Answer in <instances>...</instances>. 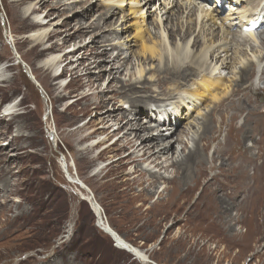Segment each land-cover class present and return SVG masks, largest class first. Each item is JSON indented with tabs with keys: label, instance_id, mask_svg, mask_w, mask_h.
Segmentation results:
<instances>
[{
	"label": "rangeland",
	"instance_id": "1",
	"mask_svg": "<svg viewBox=\"0 0 264 264\" xmlns=\"http://www.w3.org/2000/svg\"><path fill=\"white\" fill-rule=\"evenodd\" d=\"M96 1L99 0H91ZM163 1L153 0L154 6L150 11L145 8V23L154 29L167 24L165 10L161 13L159 10L163 8ZM257 1V5L245 3L244 8L245 11H252L251 20L254 22L260 20L257 10L264 5V1ZM214 3L215 0H210L208 7ZM83 4V1L77 4L76 9L79 7L82 10ZM56 5L59 6L57 0H24L21 3L17 0H0V66L7 70L6 79L0 82V188H3L0 203L3 201L4 204H0V264H264V226L255 219L237 225V229L244 233L251 232V229L255 231L249 233L248 240L233 245H229L220 235L207 234L202 230L186 236L183 228H191L192 225L185 224L181 219L168 220L163 225L157 222L158 219H151L147 208L158 200L164 186L158 185V193L149 198L146 193L140 194L142 187L134 186L133 190L134 176L129 175L131 166H124L119 161L129 151H111L107 147L108 143L114 142L116 138L105 140V134H93L95 128L103 123L101 117L107 108L112 110L113 106L122 105L125 111L130 108V103L112 99L107 108L95 109L90 101L93 89L87 86V78L83 75L85 71L75 74L72 65L64 70V66L71 61V53L87 45L82 51L76 52L75 58L82 56L80 53L88 54L89 59H85L81 69L92 63L91 74H99L100 67H95V61L104 56L101 52L105 50V43L113 44L114 41L93 43L98 36L99 30L96 29L83 37L69 40L62 47V39L74 31L79 23L73 21L67 27L64 22L72 14ZM170 5L167 8H171ZM30 6L40 7L41 20L45 18L49 30L58 33L46 44L38 45L29 37L30 32L37 28L34 16L23 17L24 10ZM87 6L85 4L84 9ZM100 8L87 12L81 21L96 22L99 14L106 10L105 6ZM129 12L125 7L116 17L110 16L104 22L101 21V28L106 33L117 29L119 37L115 38L116 42H131L125 52L132 56L140 50L141 41L133 36L134 27L125 29L122 24L125 23L124 19L120 20L123 14ZM158 13L162 21L160 24ZM228 13L229 7H225L220 16L225 17ZM244 19L245 12L240 25ZM167 32H164L165 43L171 53L177 46L175 41L180 47L184 42L180 36L173 38ZM112 46L109 45L108 50L117 56L119 50H113ZM244 48L247 50L245 55H241L232 65L237 66L233 69L235 73L239 71L241 65L237 62L241 58L243 63L250 60L259 62V57L264 55V48L259 41H252L250 45L244 43ZM95 49L99 53L92 58ZM51 54L67 55L59 70L44 68V60ZM124 56L120 55L122 62ZM259 67L262 71L264 62L258 64V70ZM122 70V74L114 76L106 71L103 80L96 83L110 90L111 96L119 95L123 82L130 78L124 74L125 66ZM231 70L222 71L223 75L233 76ZM260 70L251 82L264 89V75ZM30 71L45 91L46 99L30 79ZM215 72L217 74L219 70ZM56 73L61 75L56 77ZM156 90L160 91L158 88ZM17 92L20 93L15 95ZM262 93L264 91L255 95L260 97ZM86 94L89 97H83ZM263 99L260 97L261 106L255 113L264 118L260 115L264 114ZM12 103H15L16 108L9 114L5 108ZM155 107L151 101L148 109ZM148 109L144 108V115L151 118ZM193 113L187 118L192 119ZM232 114L230 112V116ZM245 115L242 114L238 119L239 125H243ZM187 118L184 123H187ZM263 125L261 130L254 132L257 147L261 146L259 143L264 138ZM104 129L99 132H104ZM112 129L106 128V131ZM3 147L7 151L6 155L2 154ZM254 151L257 154V148ZM213 152L212 146L207 152L208 156L211 157ZM256 166L257 160H252L248 168L254 173ZM174 173V169H170L165 174L172 177ZM5 179L9 181L8 186L3 182ZM148 185L149 182L145 183V186ZM253 186L255 182L242 194L243 198L251 194ZM199 193H195V198ZM126 198H130V203L136 206L142 204L143 212H129L124 208ZM65 202L69 204V212L63 223L62 215L55 213L64 209ZM94 202L100 206V211H97ZM10 227L14 233H9L11 229L3 230ZM112 234L117 237L118 244Z\"/></svg>",
	"mask_w": 264,
	"mask_h": 264
},
{
	"label": "bare ground",
	"instance_id": "2",
	"mask_svg": "<svg viewBox=\"0 0 264 264\" xmlns=\"http://www.w3.org/2000/svg\"><path fill=\"white\" fill-rule=\"evenodd\" d=\"M17 1L21 3L24 0ZM82 1L86 6L88 4L87 8L84 9L83 4L80 7L82 10L79 7L76 9ZM209 1L164 0L163 8L159 10L160 13L165 10L167 24L157 29L145 23V8L150 11L154 6L153 0H57L59 6H56L72 14L64 22L67 27L73 21L79 23L74 31L62 39V47L69 40L83 37L96 29L99 30L98 36L93 43L114 41L113 44L105 43V50L101 52L104 56L95 61V67H100L99 74H91L92 63L81 69L89 59L88 54L80 53L82 56L75 58L76 52L82 51L87 45L71 53V61L64 66V70L72 65L75 74L85 71L83 75L87 78V86L93 89L90 101L95 109L107 108L112 99L130 103V108L125 111L122 105L113 106L112 110L107 108L101 117L103 123L95 128L93 134H105V140L116 138L111 144L108 143L107 147L111 151H129L119 161L124 166H131L129 175L134 176L133 190L134 186L142 187L140 194L146 193L149 198L158 193V185L164 186L158 200L147 208L151 219H158L160 225L168 220L181 219L185 224L192 225L191 228H183L186 236L202 230L207 234L220 235L229 245H233L248 240L249 233L255 231H240L237 229L240 222L255 219L259 225L264 226V138L259 143L260 147H257L254 138V132L261 130L264 123V118L255 113L261 106L259 100L262 95L259 97L255 93L264 89L251 82L253 76L259 73L258 64L264 62V55L259 57V62L250 60L243 63L241 58L237 62L241 65L237 73L233 71L237 66L232 67L241 55H245L247 50L244 43L250 45L252 41H259L264 48V5L257 10L260 20L251 22L253 14L250 10H244L245 3L257 5V0H215L214 5L208 7ZM168 5L171 8H167ZM102 6L106 10L99 14L96 22L81 21L87 12L96 11ZM125 7L130 14H123L120 20L124 19L125 23L122 24L125 29L134 27L133 36L141 41L140 50L132 56L125 52L131 42H116L115 38L119 37L117 29L106 33L101 28V21L104 22L110 16L116 17ZM225 7H229V13L221 17ZM39 10L40 7L30 6L23 12V17L36 18L37 28L30 32L29 37L38 45L46 44L58 36L56 31L49 30L45 18L41 20ZM244 12L245 19L240 25ZM160 13L157 15L159 24L162 23ZM252 24L257 25L255 29L247 30ZM166 31L170 37L180 36L184 42L180 47L175 41L177 46L171 53L166 48ZM109 45H113V50H119L117 56L110 54ZM98 53L97 50L92 53V58ZM120 55H125L123 62ZM66 56L51 54L44 60V68L59 70ZM106 63L109 65L103 66ZM124 66V74L130 78L123 82L120 94L113 97L110 90L100 87L96 81L103 80L106 71L113 76L122 74ZM227 69H232L233 76L223 75ZM217 70L219 72L216 74ZM6 71L5 67L0 66V82L6 79ZM260 72L264 75V68ZM54 75L59 77L61 73ZM83 97L89 96L86 94ZM151 101L156 107L149 110ZM143 107L148 109L151 118L144 115ZM14 108L16 105L12 103L5 111L11 114ZM192 111L197 114L193 113L192 119L187 118ZM230 112L233 113L231 116ZM242 114H246L244 123L239 125L238 119ZM260 115L264 116L263 113ZM186 118L187 123H184ZM110 127H113L112 131H106ZM102 129L104 132H99ZM223 133L224 138H221ZM212 146L214 152L209 157L207 152ZM256 148L257 154L254 151ZM6 153L3 147L2 154ZM252 160H257L254 173L248 168ZM170 169L175 171L172 177L165 174ZM3 182L9 185L6 179ZM147 182L149 185L145 186ZM253 182L255 186L251 194L243 198L242 194ZM2 191L3 188H0V197ZM196 192L200 193L195 198ZM127 198L123 203L124 208L129 212H143L142 204L136 206ZM9 229L11 227L3 230ZM14 232L11 229L9 233Z\"/></svg>",
	"mask_w": 264,
	"mask_h": 264
},
{
	"label": "trees",
	"instance_id": "3",
	"mask_svg": "<svg viewBox=\"0 0 264 264\" xmlns=\"http://www.w3.org/2000/svg\"><path fill=\"white\" fill-rule=\"evenodd\" d=\"M20 92H17L15 95H17V94H19ZM6 97V96H5ZM3 98H4V96H3ZM12 99V97L9 99V100H11ZM68 212H69V204L67 203V202H65V207H64V209L63 210H61V211H58V212H56L55 213V215L56 214H58V215H62V222L64 223L66 220H67V218H68ZM89 215L91 214V212H90V210H89V213H88ZM54 215V216H55ZM88 216V215H87ZM44 241V240H43ZM88 246V245H87ZM35 247H37V245L35 246ZM34 247V248H35ZM85 247H86V245H85ZM84 247H82V249H83ZM87 249H90V247H86ZM85 248V249H86Z\"/></svg>",
	"mask_w": 264,
	"mask_h": 264
},
{
	"label": "water",
	"instance_id": "4",
	"mask_svg": "<svg viewBox=\"0 0 264 264\" xmlns=\"http://www.w3.org/2000/svg\"><path fill=\"white\" fill-rule=\"evenodd\" d=\"M26 70H27V68H26ZM29 74V77H30V79L33 81V82H35V84L37 85V87L40 89V91H41V93L43 94V97H44V99H46V93H45V91L43 90V88L41 87V85L39 84V82L36 80V78H35V76L31 73V71H30V73H28ZM68 170H67V166H66V172H67ZM94 204H95V207H96V209H97V211H100V206L99 205H97V203L96 202H94ZM115 240L117 239V237H115L114 236V234H112L111 235ZM117 241V240H116ZM118 242V241H117Z\"/></svg>",
	"mask_w": 264,
	"mask_h": 264
}]
</instances>
